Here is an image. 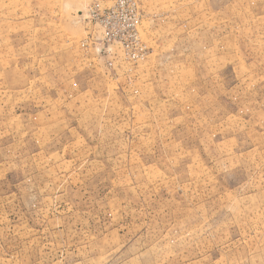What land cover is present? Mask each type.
Here are the masks:
<instances>
[{"label":"rangeland","instance_id":"obj_1","mask_svg":"<svg viewBox=\"0 0 264 264\" xmlns=\"http://www.w3.org/2000/svg\"><path fill=\"white\" fill-rule=\"evenodd\" d=\"M115 2L0 0V264H264V0Z\"/></svg>","mask_w":264,"mask_h":264},{"label":"built area","instance_id":"obj_2","mask_svg":"<svg viewBox=\"0 0 264 264\" xmlns=\"http://www.w3.org/2000/svg\"><path fill=\"white\" fill-rule=\"evenodd\" d=\"M134 7L133 0H116L112 8L102 12L105 44L118 42L128 50L137 45L141 17ZM131 56L135 57L134 53Z\"/></svg>","mask_w":264,"mask_h":264}]
</instances>
